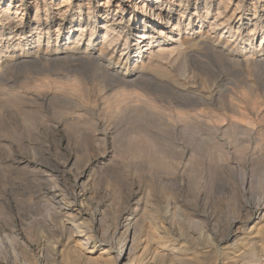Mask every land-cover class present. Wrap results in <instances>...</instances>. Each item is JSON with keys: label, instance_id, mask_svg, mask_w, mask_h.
Wrapping results in <instances>:
<instances>
[{"label": "bare ground", "instance_id": "bare-ground-1", "mask_svg": "<svg viewBox=\"0 0 264 264\" xmlns=\"http://www.w3.org/2000/svg\"><path fill=\"white\" fill-rule=\"evenodd\" d=\"M54 1L0 0V80L9 77L19 68L29 69L26 72L31 77L29 76L27 80L34 78L39 83L51 81L53 83L54 79L65 77V74L73 72V70L76 73L78 72L77 70L85 73V70L92 69L96 73L94 75L96 78L93 80L98 83L102 82L107 86L138 87L137 89L142 86L148 87L149 90H153L154 101L158 102L161 99L171 106L172 104H179L178 102L182 101L183 98L166 97L167 95L164 97L161 95L159 97L156 96L158 88L163 85L153 76V73L156 74L155 71L161 67L163 60L167 59L168 61L172 56L182 57L184 61L190 60L197 65L201 63L202 55L206 54L208 59L211 58L223 62L230 69H236L239 72L246 69L248 77L252 76L255 79L264 77H260V74L264 75V0H257L259 3L257 6H260V11L255 5L252 6L253 13L251 17H248V14H244L248 5L240 11L244 0H237L235 8L230 12V15H226V11L230 4L234 5V0H214L213 2L205 0L203 5H195L192 13H187L186 9L182 10L187 7L186 4L190 0H126L127 3L133 2L134 4L132 9H127V12L120 2L112 3L110 0H104L101 2L104 11L103 16L98 17L91 14L88 8L87 14L81 15V13H78L75 18L70 14L68 17L66 16L69 7L75 0H59V3ZM6 2L7 6H4ZM169 3L179 9L178 18L175 21L177 23L173 27L177 34L172 37L168 35L164 40L162 38L163 30L165 28L168 29L166 25L171 23L170 20L173 14L162 10V8L169 6ZM40 4H43L44 11H42ZM110 4L116 8L117 13L108 14L107 10ZM184 18L187 20V28L183 37L180 34L178 23L180 19ZM217 34L220 36L216 39L215 36ZM258 36H260V39L257 47L255 40ZM140 44H143V48L138 47ZM205 61L203 60L202 62ZM206 65L204 66L203 64L204 68L208 70L207 73L211 72L214 74V68L212 69L209 66L210 64ZM62 73L65 74L63 75ZM69 74L71 75V73ZM245 79L248 80V78ZM250 86L252 85H249L248 88ZM165 91L167 92V90ZM214 91H216L214 95L212 92H208V94L200 93L184 96V101L189 102L191 111H196L199 107L204 108H201L203 110H200V113L197 110L199 114H191V117L188 115L185 120L179 119L176 121L175 124L183 125L184 131H177L176 129L171 131L172 126L170 127L166 121L167 119L165 120L156 111L155 113L147 107L140 105L139 108H136V104L134 107L136 109L131 108V110L134 113L138 112L142 125L152 134V140H155L158 153L167 154L183 151L182 155H184L188 149L190 153L192 151L197 156H201L205 149L212 148L216 144L215 134L217 131H221L222 135H227L231 129L237 128L239 130V126L234 124V122L233 124H229V122L223 123L224 125L220 123L221 125L218 126H209L202 119L200 120L202 118L201 115L207 116L212 121L225 117L224 114H222L223 116L221 115L220 111L228 110L230 98L227 100V96H229V91L226 89L221 92H217L216 89ZM32 97L34 98L32 99ZM53 97L49 98L48 101H52ZM30 98V101L34 104L36 102H46L45 98H36L35 95L30 96ZM11 100L13 101V99ZM60 100L63 99L60 98ZM9 103L11 102L9 101ZM55 103L57 104L56 101ZM161 103L163 102L161 101ZM117 106L120 107L119 103ZM127 110L124 109L122 118H125L123 116ZM182 113L184 114V112ZM178 114L180 115L181 113ZM116 118L119 119L121 117L117 116ZM137 120L139 119L137 118ZM23 123L25 122L23 121ZM30 126L32 127V125ZM144 128L142 129L143 131L145 130ZM101 134L104 140L106 138L112 140L113 138L108 137V132L104 128L101 129ZM177 135L179 137L182 136L185 146L177 143ZM92 159L91 161L88 159V162L81 167L82 170L80 169L81 171L79 170V173L74 177L70 193H59L60 191L54 190L55 186L45 191L43 190L45 193H0V264H264V198L262 199L261 197L264 196V193H256V196H260L262 200L258 199L256 201L254 199L256 205H253L255 207L253 211L257 215L256 219H251V210H248L247 207H239V216L236 217L235 215L236 219L229 223L228 227L232 231L230 235H227L223 229L226 222L224 220L225 217L223 218L224 210L222 209L224 208L218 206L220 203L217 204L218 207L216 205L215 207H213L214 205L209 207L202 206L203 208L200 207V210H195L196 208L191 209L182 203L186 199L182 201L181 198H178L179 195L169 197L166 193V195L163 194L162 196L165 205L163 204L164 207L159 208L153 193H144V190L140 189L134 190L135 192L131 191L132 193H128L127 197L124 196L126 199L125 202H122L124 203L123 206L120 203L121 205L118 204L115 208L112 205L115 203L98 199L97 195L99 193L94 191L96 190L94 189L96 180L95 166H98L102 161ZM160 159L153 156L151 162H154V165L164 164L160 162ZM163 161H165V158ZM74 162L72 159L66 158L62 164L51 167L52 171L50 168L49 170L51 173H63L64 171L62 172V170L70 168V166L72 169ZM29 163V158L24 156L15 160L13 158L10 166L14 167L11 170L14 169L15 172L17 170L20 172V170L22 171L26 168L24 165ZM44 167L47 168L48 166ZM45 171L43 170L41 175L39 174L40 172L38 174L43 180H46H44L45 183H49L47 180L52 179V176L49 179V173L47 174ZM158 171L160 170L158 169ZM3 173L5 174V172ZM152 173L155 175L154 172ZM22 177L24 178V176ZM11 179L13 180V178ZM117 179L116 181L118 182ZM190 181L192 180L190 179ZM50 183L52 184V182ZM53 184L55 185V183ZM124 184L127 186L126 183ZM168 185L170 184L168 183ZM43 187L46 186L44 185ZM244 203L246 204V202Z\"/></svg>", "mask_w": 264, "mask_h": 264}, {"label": "rangeland", "instance_id": "rangeland-1", "mask_svg": "<svg viewBox=\"0 0 264 264\" xmlns=\"http://www.w3.org/2000/svg\"><path fill=\"white\" fill-rule=\"evenodd\" d=\"M103 1L104 0H75L69 7L70 11L68 10L66 16L68 17L70 14L73 15V17L75 18L78 13H81V15L82 14L85 15L88 12V8L90 9L91 14H94L95 16L98 17L103 16L104 11H103V6L101 5V2ZM110 1L112 3L120 2L122 4V7L126 10V12L128 8L132 9L134 5L133 2L127 3L126 0H110ZM204 1L205 0H190L186 4L187 7L183 8L182 10L184 11L186 9L187 13H192L194 12L195 5L201 6L204 4ZM211 1L213 2L214 0ZM54 2L59 3V0H56ZM233 3L234 5L232 4L229 5L228 10L226 11V15H230V12L234 10L237 0H234ZM6 4L7 2L4 4V6H7ZM247 5L248 7L246 8ZM253 5L258 7V11L261 10L260 6H257L259 5L257 0H244V3L241 6L240 11L246 8L244 14H248L249 15L248 17H251L253 13V9H252ZM40 7L42 11H44L43 4H40ZM162 10L169 11L173 14L172 19L170 20L171 23L169 25H166L165 23V25L168 26V29L164 27L165 29L163 30L164 32L162 38L165 40L168 35L172 37V36H176L177 34V31L173 30V27H175V24L177 23L175 21L178 18L177 14L179 9H177L175 5L171 6V3H169V6H164ZM107 11L109 15L111 14L113 15L114 13H117L116 8L112 7V4L109 5ZM186 24H187V20L185 18L179 20L178 25L180 29V34H182L183 37L185 35L184 33L187 28ZM219 36L220 35L217 34L215 36L216 39L217 37L219 38ZM259 39L260 36L256 37L255 40L256 41L255 44L257 47L259 45L258 44ZM138 47L143 48V44L138 45ZM203 55L201 57L202 65L201 63L196 65L190 60L184 61L182 57L172 56L168 59V61L167 59L162 61L161 63L162 65L160 64L161 67H163L162 69L160 67L159 68L160 70L158 69L157 71H155L156 74L153 73V76L163 85L162 87L158 88L157 90L158 93L156 96L159 97L161 95L164 97L167 95L166 97L172 96L178 99L181 97L183 98L182 101L178 100L179 104H172L171 105L172 107L170 105H167V103L161 99L158 102L154 101L155 95L152 93L153 90L152 91L149 90L148 87L145 88L142 86L139 87V89H137L138 87L137 88L132 87L133 88L132 89L131 87L107 86L106 84L104 85V83L102 82L98 83L97 81L93 80L94 78H96L94 76L96 75V73L92 69H87V71L85 70L84 72L86 74L83 73V71L81 72L79 70H77L78 71L77 73L74 70L73 72L71 71L68 72L67 74L62 73L63 75L65 74L64 75L65 77H58V79H54L55 81H53V83L52 81L39 83V81H35L36 79L34 78L27 80V78L30 76L27 73L29 71V69L27 70V68L24 69L19 68L18 70L16 69L13 72V74H11L9 77L1 79L0 102L2 103H0V112L3 113L2 114L0 113V137H1L0 149L2 150V151L0 150L1 153L0 154V193H43L46 189L54 186L55 188L57 186V188L56 189L54 188V190H57L58 192L60 191L59 193H70L72 191L71 189L73 187L74 177L77 175V173H79L81 167L85 165L84 163H87L88 159L89 161H91V159L93 158L92 160L102 161V162L100 161L101 163L98 166H95L96 180H95L94 189L96 190L94 191L95 193H99V195H97L98 199L109 200L110 202L115 203L116 205L112 204L114 208L115 206L117 207L118 204L119 205L122 204L123 206L124 203L122 202L123 201L125 202L128 193H132L140 189L142 191L144 190L143 191L144 193L146 192L151 194L153 193V195L155 196L156 204L158 203L157 206L159 208H161L162 206L164 207L165 205L163 203L164 200L162 199L163 198L162 196L163 194L166 195V193L169 197L179 195L178 198L179 199L181 198L182 201L186 199L187 201L184 200L182 203H184L185 206L191 209L196 208L195 210L198 209L200 210V207L203 208L205 206L209 207L213 205H214L213 207H215L216 205V207L220 206L224 208L222 209L224 210L223 218L225 217L224 218V220L226 221L225 225L226 224L228 225H226V228L225 225L223 226V229L225 230L223 231L227 235H230L232 231L231 228L228 227L229 223L235 220L237 216H239L238 213L241 206H245L248 208V210H251L250 211L251 219L255 220L257 215L253 210H255L254 206L256 205V201L258 199L262 200L264 198V196H261L262 199H260L261 198L260 196L259 197L256 196L257 194H260V192L264 193V130H263L264 129V122H263L264 121L263 120L264 119L263 118L264 117V77L263 76L264 75L260 74L261 75L260 77H263L261 79L259 78L255 79L252 76L248 77V74L245 71L246 69L243 70L242 72L241 71L239 72L236 69L228 68L227 66H225L223 62L216 61L211 58L208 59L207 58L208 55L206 54ZM203 60L206 61L202 62ZM203 64L204 66H207L206 64L208 65L210 64L209 66H211V68L212 69L214 68L215 70L214 74L211 72L207 73L208 70L204 68ZM236 71L239 73H237ZM69 73H71V75ZM242 76L248 78L249 81ZM246 82L252 86L248 88L249 85H247ZM245 83L247 86L245 85ZM216 85H218L217 88ZM244 87L245 89L246 88L247 89L246 90L243 89ZM113 88L114 90H112ZM214 89H216L217 92L224 91L225 89L229 91V96H227V100L230 98L228 101L229 104L228 110L220 111L221 115L224 114L226 118L220 117L219 120L212 121V119L210 120L207 116L205 117L201 115L202 118H200V120L202 119V121L209 126L210 125L218 126L221 124L224 125L229 122H230L229 124H233L234 122V124L239 126V130L237 128L236 129L234 128V130L231 129L228 131L227 135H222L221 131L219 132L217 131L215 134L216 144L213 145L214 148L212 147L205 149V151L201 155L202 157L199 155L197 156L195 152L191 151L190 153V150L188 149L184 155H182L183 151L181 152L178 151L175 153H167V154L165 153L161 154V152L158 153L159 151L156 149L157 147H156V143L154 142L155 140L154 139L152 140L153 138L152 134L149 131H147V129H145L144 126L142 125L143 123L141 121V118L138 117L139 116L138 112L134 113V111L131 110V108L132 109L139 108L140 105L147 107L153 112L156 111L157 114L161 115L165 120L167 119L166 121L169 123L170 127L172 126L171 131L173 129H176L177 131H181V130L184 131L183 125L181 126V124H175L176 121H178L179 119L185 120L187 119L188 115L189 117H191L190 116L191 114L194 115L199 114L200 110L204 109L203 107H199L198 109H196V111H191L192 109L189 108V104H188L189 102L187 103V101H184V98L187 96L196 95L200 93L208 94V92H212V94L214 95L216 94V91H214ZM165 90H167V92ZM171 90L174 92H172ZM181 92L182 94H180ZM60 93H61V97H60ZM175 94L176 95L179 94V95L176 96ZM18 95L22 97L20 98ZM32 95H35L36 98L40 97V99L45 98L46 102L44 103L36 102L37 104L36 103L34 104L33 102L30 101L31 99L30 96ZM51 97H53L52 101L49 102L48 99ZM33 98L34 97H32V99ZM60 98L63 100L59 101ZM11 99H13L14 102ZM16 99H20V100H16ZM9 101L11 103H9ZM55 101L57 102V104L55 103ZM117 101L120 107L117 106L118 104ZM161 101L163 103H161ZM136 104L138 107L136 106ZM135 106L136 108H134ZM124 109H128L126 111V114L123 116L126 119L122 118L123 115L122 113ZM197 110L199 111V113ZM181 111L184 112L186 116ZM9 113L10 115H8ZM178 113L181 114L179 115ZM31 115L32 117H30ZM117 116H120L121 118L119 119L122 120L117 119L116 118ZM137 118L139 120H137ZM169 119L171 122L169 121ZM223 119L227 121H224ZM23 121L26 124L23 123ZM30 122L31 124H29ZM30 125H32V127ZM142 127L145 129L144 131L142 130L143 129ZM102 128H104L108 132L109 138L113 137L112 140L107 138L105 140L103 139V135L101 134ZM143 132H147V133H143ZM85 140L86 142H84ZM176 140L177 143L181 144L182 146L186 145L183 141L184 139L182 138V136L179 137L177 135ZM168 155L170 156L172 155V157L170 156L168 157ZM22 156L29 158L30 163L25 164L24 166L26 168H24L22 171L20 170V172L18 170L15 172L14 169L11 170V168L14 167V166L12 167L10 166V163L13 160V158L15 160L16 158L18 157L20 158ZM153 156L157 157L158 159L161 158L160 162L161 163L163 162L164 164L154 165L153 164L154 162L153 163L151 162ZM66 158L75 161L72 169L70 166V168H66L65 170H62V172L64 171L63 173L57 174L55 172L52 173L50 172V170L52 171L51 167L53 168V166H58L59 164H62L66 160ZM164 158L165 161H163ZM49 161L51 164L49 163ZM44 166H48V167L46 168ZM152 167H154V169H152ZM30 169L31 171H29ZM42 169L44 171L46 170L45 173L47 174L49 173L48 174L49 179L51 176L52 179L55 178L53 180L52 179H50L49 181L47 180V182L49 183L52 182V184L55 183V185L53 184V186H51L52 185L51 183L49 184L44 182L45 179L43 180L40 177L41 172L43 171ZM158 169L160 171H158ZM35 171H37V173H35ZM191 171L193 174L191 173ZM3 172H5V174ZM8 172L9 174H7ZM152 172H154L155 175ZM14 175L16 176V178ZM5 176H8L9 178ZM22 176H24V178ZM117 176L120 178H118ZM11 178H13V180ZM116 179L118 180V182L116 181ZM190 179L192 181H190ZM124 183H126L127 186H125ZM168 183L170 185L167 186ZM44 185L46 187H43ZM10 186L13 188V191ZM61 188L63 191L61 190ZM104 194L106 195L103 196ZM111 197L112 199L113 198L114 199L113 200L110 199ZM118 197L120 198L118 199ZM216 198L217 199L219 198L218 199L219 201ZM215 199L217 203L215 202ZM244 202H246V204ZM219 203L220 205L217 206V204Z\"/></svg>", "mask_w": 264, "mask_h": 264}]
</instances>
